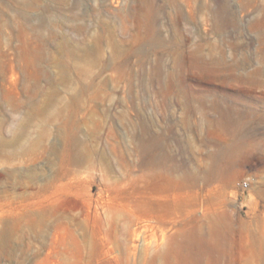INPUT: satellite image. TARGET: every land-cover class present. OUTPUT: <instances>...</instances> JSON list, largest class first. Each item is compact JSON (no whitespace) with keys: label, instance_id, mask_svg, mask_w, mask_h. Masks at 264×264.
<instances>
[{"label":"rangeland","instance_id":"rangeland-1","mask_svg":"<svg viewBox=\"0 0 264 264\" xmlns=\"http://www.w3.org/2000/svg\"><path fill=\"white\" fill-rule=\"evenodd\" d=\"M0 264H264V0H0Z\"/></svg>","mask_w":264,"mask_h":264},{"label":"bare ground","instance_id":"bare-ground-1","mask_svg":"<svg viewBox=\"0 0 264 264\" xmlns=\"http://www.w3.org/2000/svg\"><path fill=\"white\" fill-rule=\"evenodd\" d=\"M154 160L153 159H150V162L152 163ZM219 167L218 166H214V168H213V173L214 174H218L219 173ZM188 179V178H187ZM184 180V179H183ZM189 180V179H188ZM181 181V180H180ZM181 182H184V181H181ZM186 182H187V180H186Z\"/></svg>","mask_w":264,"mask_h":264},{"label":"built area","instance_id":"built-area-1","mask_svg":"<svg viewBox=\"0 0 264 264\" xmlns=\"http://www.w3.org/2000/svg\"><path fill=\"white\" fill-rule=\"evenodd\" d=\"M241 187H242L243 189H247V188H248V183L244 182V183L241 185Z\"/></svg>","mask_w":264,"mask_h":264}]
</instances>
